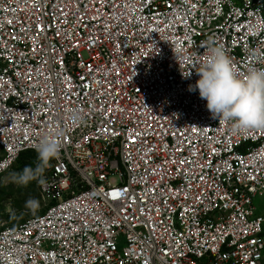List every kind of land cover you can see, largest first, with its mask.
Here are the masks:
<instances>
[{"label":"built area","instance_id":"2783aa9c","mask_svg":"<svg viewBox=\"0 0 264 264\" xmlns=\"http://www.w3.org/2000/svg\"><path fill=\"white\" fill-rule=\"evenodd\" d=\"M210 40L264 68V0H0V179L64 132L0 264H264V130L188 91Z\"/></svg>","mask_w":264,"mask_h":264},{"label":"clouds","instance_id":"9594fccd","mask_svg":"<svg viewBox=\"0 0 264 264\" xmlns=\"http://www.w3.org/2000/svg\"><path fill=\"white\" fill-rule=\"evenodd\" d=\"M196 74L199 79L188 85V91L198 90L214 119L231 122L235 128L264 130V68L250 67L245 73H238L224 47L210 40ZM69 118L79 122L82 114L74 109ZM63 135V129L44 134L36 146L35 167L25 166L20 172H10L5 179L18 186L41 182L50 161L59 155ZM36 203L29 200L26 206Z\"/></svg>","mask_w":264,"mask_h":264},{"label":"rangeland","instance_id":"374dc122","mask_svg":"<svg viewBox=\"0 0 264 264\" xmlns=\"http://www.w3.org/2000/svg\"><path fill=\"white\" fill-rule=\"evenodd\" d=\"M28 160L27 166L35 167L38 163L36 155L28 154L17 161L10 171L0 179V229L17 226L27 219L43 214L46 210L45 203L38 197L35 181L27 186H18L5 179L10 172H20ZM26 189L32 193L30 198L22 194ZM29 200H35L37 203L26 206V202ZM256 205L259 207L260 212L264 213V198L257 199Z\"/></svg>","mask_w":264,"mask_h":264},{"label":"trees","instance_id":"16d2710c","mask_svg":"<svg viewBox=\"0 0 264 264\" xmlns=\"http://www.w3.org/2000/svg\"><path fill=\"white\" fill-rule=\"evenodd\" d=\"M28 154H32V155H36V156H37V154H36L35 152H32V151H25V152H23V153L20 154V156H19V158L17 159V161H19L20 159H22L24 156H26V155H28ZM17 161H16V162H17ZM16 162H15V163H16ZM28 163H29V160L25 162L24 167L27 166ZM13 166H14V165H13ZM35 185H36V183H35ZM36 189H37V192H38V197H40V199H41V196H40V193H39V190H38V187H37V186H36ZM27 190H28V189L24 190V191L22 192V194H23L25 197L30 198L32 193H31L30 191H27ZM41 200H42V199H41ZM46 209H47V207H46Z\"/></svg>","mask_w":264,"mask_h":264}]
</instances>
